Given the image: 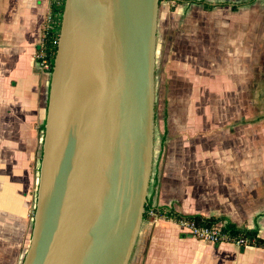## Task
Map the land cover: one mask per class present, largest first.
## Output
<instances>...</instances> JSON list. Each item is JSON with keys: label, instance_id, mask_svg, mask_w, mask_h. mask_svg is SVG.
Segmentation results:
<instances>
[{"label": "crops", "instance_id": "obj_1", "mask_svg": "<svg viewBox=\"0 0 264 264\" xmlns=\"http://www.w3.org/2000/svg\"><path fill=\"white\" fill-rule=\"evenodd\" d=\"M48 7L0 0V264H21L30 241L50 84L34 53ZM156 37L166 96H185L188 110L165 146L149 204L224 216L264 239V0H160ZM203 123L226 139H194ZM128 264H264V247L214 245L172 220L145 218Z\"/></svg>", "mask_w": 264, "mask_h": 264}, {"label": "water", "instance_id": "obj_2", "mask_svg": "<svg viewBox=\"0 0 264 264\" xmlns=\"http://www.w3.org/2000/svg\"><path fill=\"white\" fill-rule=\"evenodd\" d=\"M160 0H64L21 264H128L152 168Z\"/></svg>", "mask_w": 264, "mask_h": 264}, {"label": "rangeland", "instance_id": "obj_3", "mask_svg": "<svg viewBox=\"0 0 264 264\" xmlns=\"http://www.w3.org/2000/svg\"><path fill=\"white\" fill-rule=\"evenodd\" d=\"M161 43H158L156 37V53H155V125H154V142H153V154H152V168L149 180L148 194L147 197L152 198L151 195L155 190V181L154 178L159 176V169H156L158 166L163 164V157L165 146L170 139H176L178 135V130L180 127L184 126V120L186 116L184 113L188 110L185 105L188 106L187 101L181 100L185 96H166L168 82L166 79V68L164 66V53ZM263 57H259L258 61L263 63L264 53L261 54ZM257 56H251L250 61ZM257 62V61H256ZM258 62V64H259ZM254 72V69H250L249 72ZM263 73V88H264V69ZM248 75V74H247ZM251 77L248 75L247 80L254 78L250 73ZM247 85V83H246ZM248 90V87L246 86ZM246 90V91H247ZM247 94V92H246ZM217 97H213L214 109L217 102ZM246 97H248L246 95ZM262 107L264 108V96H262ZM216 112V111H215ZM264 119V115H263ZM220 121V118L216 115L214 116V122L217 123ZM217 125V124H214ZM208 127L206 123H203L199 133L201 136H198L194 139H199L203 141H222L226 139V131L220 127L215 126L213 129L206 130ZM41 156V144L39 145V157ZM33 216V211H32ZM31 233V231H30Z\"/></svg>", "mask_w": 264, "mask_h": 264}, {"label": "trees", "instance_id": "obj_4", "mask_svg": "<svg viewBox=\"0 0 264 264\" xmlns=\"http://www.w3.org/2000/svg\"><path fill=\"white\" fill-rule=\"evenodd\" d=\"M63 4H64V0H49L48 12H50V14L52 16V22L49 24L48 28H44L42 30L43 49L46 52V55L50 61L49 72H51V70H52V63H53V59H54L55 52H56L57 38H58V34H59L60 19H61ZM43 131H44V125L41 127V131H40L42 137H43ZM150 206L151 205L149 204V202L147 200V204H146L145 210H144L143 219L150 218L147 215V212H148ZM154 210L157 213H163L165 215V217L168 219L176 220V219H179L181 217H187V218L194 219L198 224H211V223L216 222V221L224 220V221H226V223L224 224L223 229L230 236L243 238L245 241V244H247L249 246L264 247V239H262L258 236L257 229H251V228L238 226L235 223L229 221L224 216L205 217V216L200 215V214L188 215V214H183V213L177 212L172 208H168V207H164V206H161V207L155 206ZM32 211L34 213V208ZM240 249H244V247H242Z\"/></svg>", "mask_w": 264, "mask_h": 264}, {"label": "built area", "instance_id": "obj_5", "mask_svg": "<svg viewBox=\"0 0 264 264\" xmlns=\"http://www.w3.org/2000/svg\"><path fill=\"white\" fill-rule=\"evenodd\" d=\"M52 22V16L50 12H47L45 16V20L43 23V28H48L49 24ZM58 40V38H57ZM34 61L35 66L45 72H49L50 68V61L46 55V52L43 49V41L41 36V41L37 45L34 53ZM50 73V72H49ZM155 206H150L147 215L152 220H158V219H165V220H172L165 217L163 213H157L154 210ZM176 226L179 228V230L190 237H193L198 240L205 241L210 244L218 245L221 243H227L232 244L236 246L237 248H246L249 247V245L245 244V241L243 238L240 237H232L227 232L224 231L223 227L226 221H216L211 224H198L194 219L187 218V217H181L176 220H172Z\"/></svg>", "mask_w": 264, "mask_h": 264}]
</instances>
